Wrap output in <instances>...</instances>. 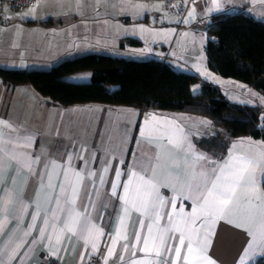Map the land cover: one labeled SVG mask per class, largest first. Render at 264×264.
Masks as SVG:
<instances>
[{
	"label": "crops",
	"instance_id": "1",
	"mask_svg": "<svg viewBox=\"0 0 264 264\" xmlns=\"http://www.w3.org/2000/svg\"><path fill=\"white\" fill-rule=\"evenodd\" d=\"M134 5H143V7H134ZM32 7L22 12L6 10L10 24L0 25V53L4 52L7 55L9 63L2 64L4 60L0 59L1 68L32 69L39 64L38 62L51 60L59 46L68 44L67 40L82 32L89 33L93 29L92 24L83 21L90 12H94L99 16L98 18L104 14L107 17L129 21L143 20L149 18L151 14L161 17L168 13L163 2L146 3L129 0H39V6L34 14L30 13ZM211 7V0H198L189 8V11L193 9L195 11L191 17L188 16V11L186 15L188 21L198 24L201 30L205 27L201 24L202 20H207L208 29L214 17L228 13H248L264 21V3L261 0H223L222 12L210 11ZM50 20L51 23L44 24ZM95 25L99 31H103L100 21ZM116 39L122 47H126L129 45L127 39L132 38L119 36ZM94 53L104 54V51ZM122 58L127 60L128 57ZM75 77L83 78L74 79ZM91 77V71H80L66 76V79L73 82H89ZM193 89H195L194 93L200 92L197 84L193 85ZM87 107H95V110L89 111ZM101 107L110 109L109 105L99 104L70 107L55 105L30 84L10 86L0 77V120L8 122L9 125L8 127L0 125V181H2L0 182V264H43L49 256L59 258L63 264H89L92 258L98 257V264H102L101 257L106 253L112 237L116 234V229L119 227L118 216L121 215V202L111 196L110 184L115 179L117 168L122 172L125 170L116 167L114 162L109 165L107 173L92 166L94 158L91 147L92 134L85 135V133L91 112L97 113L102 109ZM111 107L118 109L117 106ZM131 111L132 116L134 111L136 116L141 115V126H143L144 117L148 112L140 114L138 110ZM150 113L158 119L177 122L191 134L190 139L195 146V138L198 136L209 138L218 134V131L214 130L206 120L198 116H188L180 112L150 111ZM78 116H87V118H77ZM76 126L80 130L73 135ZM247 138L234 140L233 142L242 139L245 141L234 151L247 149ZM251 140L264 141L252 138ZM154 151V148L142 140L141 152L150 153L151 156ZM69 154L72 156L71 161L68 160ZM209 154L219 159L226 158L228 153ZM80 156L84 159L81 160ZM37 157L39 162L33 163L32 161ZM64 168L69 169L70 180L73 169L81 171L85 177L84 184L89 186L87 191L92 195L87 198L84 189H81L75 208L83 215L79 217L76 234L72 235L65 230L60 242L57 243L59 230L65 228L73 209L71 204L65 203L70 192L67 182H65L66 191L61 195L60 184L64 181ZM89 171L95 172L96 175L90 177ZM100 175L105 177L104 184L99 182ZM50 176L51 188L48 187ZM125 180L126 176H121L120 182ZM159 191L165 199L176 196L177 208L184 207L186 212L190 211L191 202L174 193L171 187H161ZM5 192L13 195L11 203H8V197L3 195ZM169 211H171L170 205L164 209L165 213ZM137 219L138 214L133 213L131 221L127 222L130 240L134 236ZM166 219L165 215L161 221L162 225L166 223ZM89 223L105 232V235L97 241L100 245L99 253L93 255L91 259L88 255L91 247L89 245L86 249L83 239ZM42 233L43 239H41ZM141 234L145 235L146 232ZM248 239L244 231L220 221L216 225V235L208 255L217 264H238ZM121 254L118 245L116 256L109 259L108 264H128L130 255L123 253L125 258L121 262L118 260ZM82 255L83 259H81ZM142 256L141 253L137 254V257L142 258ZM259 259L264 257L249 258L246 264H256Z\"/></svg>",
	"mask_w": 264,
	"mask_h": 264
},
{
	"label": "snow or ice",
	"instance_id": "2",
	"mask_svg": "<svg viewBox=\"0 0 264 264\" xmlns=\"http://www.w3.org/2000/svg\"><path fill=\"white\" fill-rule=\"evenodd\" d=\"M184 2L187 4L188 0ZM261 2L264 3V0ZM211 4L210 11H224L223 0H211ZM38 6L39 0L30 9V13L34 14ZM194 11H189L188 16H193ZM140 30H145L143 25ZM144 51L140 50L141 54ZM204 75L209 76L208 73ZM79 78L83 77L74 79ZM0 125L9 126L3 120H0ZM260 127H264V123ZM190 135L173 120L158 119L151 113L145 115L139 136L155 151L144 159L137 156V163L130 165L127 171L122 172L119 168L115 170L110 194L121 202V215L118 216L119 227L116 234L101 257L102 264H108V260L116 256L118 245L122 253L118 260L124 261L123 253H128V264H217L208 255V251L216 235V225L220 221L244 231L249 238L238 264H246L247 259H254L256 256L264 257V141L254 142L247 138L248 148L238 152L234 150L245 141L242 139L233 142L227 157L217 159L197 149ZM71 158L69 154L68 160L71 161ZM79 158L84 159L83 156ZM32 162L38 163L39 158ZM120 163L123 164V161ZM108 171L109 166L105 164L102 172ZM63 172L61 195L66 191L67 182L70 192L65 203L71 204L73 209L65 228L59 230L57 243L65 230L72 235L76 234L79 217L83 215L75 208L81 189H84L87 198L92 195L87 191L89 186L84 184L85 177L81 171L73 169L71 180L69 169L64 168ZM88 175L91 177L96 173L89 171ZM121 176H126L122 183ZM99 182H106L104 175H100ZM48 187H52L51 176ZM161 187H171L174 193H178L185 201H190V211L186 212L184 207L177 208L176 196L165 199L159 191ZM3 195L8 197V203L12 202L11 193L5 192ZM59 203L58 199V206ZM168 205L171 211L165 213L164 209ZM133 213L138 214V219L134 236L130 240L127 222L131 221ZM165 215L166 223L162 225ZM85 231L84 244L86 249L89 245L91 247V252L88 253L91 259L99 253L100 245L97 241L105 232L91 223ZM142 232L146 234L142 235ZM43 238L42 233L41 239ZM138 253L143 254L142 258L137 257Z\"/></svg>",
	"mask_w": 264,
	"mask_h": 264
},
{
	"label": "trees",
	"instance_id": "3",
	"mask_svg": "<svg viewBox=\"0 0 264 264\" xmlns=\"http://www.w3.org/2000/svg\"><path fill=\"white\" fill-rule=\"evenodd\" d=\"M206 33L210 38L209 67L264 95V21L248 13L222 14L213 18ZM127 40L129 45H141L138 39ZM80 71H91V80L66 79ZM0 77L10 86L30 84L50 103L62 107L99 104L206 118L226 133L195 138L198 149L207 153L226 155L233 141L241 138L264 140V127H260L264 107L233 103L219 86L200 75L176 71L170 63L156 59L125 60L89 53L62 61L48 71L0 67ZM198 83L200 92L194 93L192 87ZM256 264H264V259Z\"/></svg>",
	"mask_w": 264,
	"mask_h": 264
},
{
	"label": "rangeland",
	"instance_id": "4",
	"mask_svg": "<svg viewBox=\"0 0 264 264\" xmlns=\"http://www.w3.org/2000/svg\"><path fill=\"white\" fill-rule=\"evenodd\" d=\"M167 12L161 17L151 14L149 18L137 21L111 18L104 14L98 18L99 16L94 12H90L83 20L84 23L93 25V29L89 33L82 32L67 40L68 44L59 46L51 60L38 62L39 64L32 69L48 71L62 61L73 59L79 55L103 51L104 54L121 58L128 57L127 59H156L170 63L176 71L200 75L202 80L219 86L233 103L264 107V95L260 91L238 80L218 75L209 67L207 46L210 38L205 31L199 29L198 24L188 21L187 16L185 18L187 22L181 24V21L168 9ZM99 21L103 25V31H99L95 25ZM141 25L145 29L143 32L140 30ZM119 36L139 39L141 45L122 47L119 40L116 39ZM140 50L145 51L141 54ZM0 55V59L4 60L2 64L9 61L4 52ZM204 73H208L209 76L206 77ZM197 86L200 88V83ZM87 108L89 111L95 110V107ZM101 108L97 113L91 112V118L87 120L89 123L85 135L92 134L91 147L94 151L92 166L102 170L105 164L109 166L114 162L116 167H121L126 171L130 165L137 163V156L141 159L150 156V153L141 152L142 140L139 136L142 123L141 115L136 116L134 111L132 116L131 110L133 109L125 107ZM80 117L87 118V116H78L77 118ZM77 118L76 120H78ZM203 120L213 127L208 119L203 118ZM213 128L222 135L226 134L223 129ZM78 130L80 128L76 126L73 135ZM134 153L136 155H133ZM120 161H123V164Z\"/></svg>",
	"mask_w": 264,
	"mask_h": 264
},
{
	"label": "built area",
	"instance_id": "5",
	"mask_svg": "<svg viewBox=\"0 0 264 264\" xmlns=\"http://www.w3.org/2000/svg\"><path fill=\"white\" fill-rule=\"evenodd\" d=\"M129 1H138V2H146V3H154V2H163L167 9L180 21L181 24L184 23L185 16L187 15L189 8L196 4L198 0H195V3H192V0H188V3L185 4L184 0H129ZM37 0H0V25H8L10 24V19L6 15V10H10L11 12H22L27 8L35 5ZM178 5V6H173ZM201 24L204 26L208 25L207 20H202ZM216 41V39H214ZM99 258H92L89 264H98ZM43 264H63V262L55 257L49 256L47 260Z\"/></svg>",
	"mask_w": 264,
	"mask_h": 264
},
{
	"label": "water",
	"instance_id": "6",
	"mask_svg": "<svg viewBox=\"0 0 264 264\" xmlns=\"http://www.w3.org/2000/svg\"><path fill=\"white\" fill-rule=\"evenodd\" d=\"M203 30L206 32L207 28L206 27H203Z\"/></svg>",
	"mask_w": 264,
	"mask_h": 264
}]
</instances>
